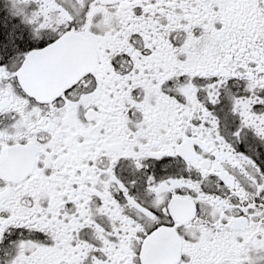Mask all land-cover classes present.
Returning a JSON list of instances; mask_svg holds the SVG:
<instances>
[{
	"label": "snow or ice",
	"instance_id": "obj_1",
	"mask_svg": "<svg viewBox=\"0 0 264 264\" xmlns=\"http://www.w3.org/2000/svg\"><path fill=\"white\" fill-rule=\"evenodd\" d=\"M0 264H264V0H0Z\"/></svg>",
	"mask_w": 264,
	"mask_h": 264
}]
</instances>
